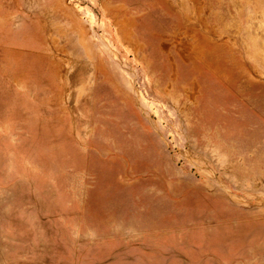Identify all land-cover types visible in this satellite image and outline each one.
Wrapping results in <instances>:
<instances>
[{
  "label": "rangeland",
  "instance_id": "obj_1",
  "mask_svg": "<svg viewBox=\"0 0 264 264\" xmlns=\"http://www.w3.org/2000/svg\"><path fill=\"white\" fill-rule=\"evenodd\" d=\"M0 264H264V0H0Z\"/></svg>",
  "mask_w": 264,
  "mask_h": 264
}]
</instances>
